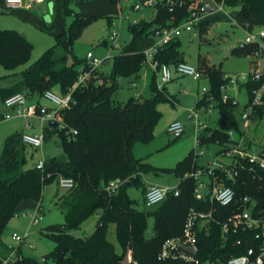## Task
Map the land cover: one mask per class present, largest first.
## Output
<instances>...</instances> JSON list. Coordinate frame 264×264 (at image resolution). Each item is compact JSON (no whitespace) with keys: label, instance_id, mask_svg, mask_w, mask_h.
Returning <instances> with one entry per match:
<instances>
[{"label":"trees","instance_id":"obj_1","mask_svg":"<svg viewBox=\"0 0 264 264\" xmlns=\"http://www.w3.org/2000/svg\"><path fill=\"white\" fill-rule=\"evenodd\" d=\"M227 2L239 26L252 29L254 25H264V0ZM93 19L83 13L76 14L65 31L56 35V44L28 65L26 63L33 51L32 42L14 29L0 28V64L9 70L24 65L22 78L12 86L2 88V97L5 99L13 93L23 92L29 99L34 95L40 98L46 90L56 85L60 86L62 93L72 87L76 83L78 67L82 64L87 66V62L83 59L70 64L68 60L70 56L76 58L74 42ZM157 22V19L143 20L134 25L133 39L113 56L110 72L104 75L100 69L93 70L92 79L75 89L71 107L59 112V119L66 124V129L47 127L45 137L47 131H58L62 136L67 160L45 158L43 169L37 168L36 164L28 166L27 145L22 140V132H15L6 139L0 154V264L10 254L8 245L1 242L2 233L15 215L18 204L24 199L42 200L44 187L53 181L58 182L60 176L73 178L75 185L67 189L61 202L64 222L43 228V232L55 241L54 249L44 256L46 264L48 258L52 259L53 264H225L231 256L246 252L254 244L251 233H231L227 240L224 239L221 222L237 210V206L214 204L215 220L198 230V250L195 254L198 262L160 258L163 242L183 232L191 208L209 210L212 207L209 199L196 197L195 179L186 175L199 165L194 149L173 169L180 178L177 185L179 194L169 192L158 203V208L151 212L138 209L128 194V187L139 183L144 173L150 170V166L134 154V145L138 141L152 139L154 126L161 116L158 103L168 97L165 86L159 87L155 79L151 82V95L144 99L135 96L128 104L119 105L114 95L119 86V77L137 75L146 65V55L137 42L152 33ZM246 45L235 47V50L247 54L260 51L258 44L251 47ZM57 47L64 48L65 53L56 54ZM153 59L160 64L185 61L180 54L179 39L155 51ZM97 73L103 76L104 83L99 84L93 79ZM202 73L210 79L212 86L208 96L199 103L208 106L212 99L216 100L220 111L217 126L204 129L202 144L215 142L220 147L228 146L236 141L231 138L230 130L238 137L243 132L230 112L231 100L230 104L221 101V87L228 81L225 77L227 73L223 74L219 68L213 69L207 65ZM259 84L258 81H250L240 85L249 91V101L252 99L251 90ZM255 113L258 118L263 115L264 102L256 106ZM2 118L3 115H0ZM73 130L77 133H73ZM246 143L251 144L252 140H246ZM240 166V175L234 185L236 197L248 196L255 201L253 211L264 215V170L253 166L247 159H241ZM217 174L220 182L231 184L222 172L218 171ZM117 179L121 184L114 191H108L106 186ZM95 213L99 214L95 229L84 236V240L79 239L73 231ZM149 214L154 217L151 236L147 235ZM111 224L115 225L122 252H117L108 238ZM129 251L132 261L128 260ZM12 264L37 263L22 255V259Z\"/></svg>","mask_w":264,"mask_h":264},{"label":"rangeland","instance_id":"obj_2","mask_svg":"<svg viewBox=\"0 0 264 264\" xmlns=\"http://www.w3.org/2000/svg\"><path fill=\"white\" fill-rule=\"evenodd\" d=\"M0 0V28L14 29L25 35L33 44V51L30 60L26 65L33 63L47 49L56 44V35L65 31L72 17L78 13L92 16L94 19L89 23L82 34L75 40L73 45V56L69 57V63L86 58L88 52L92 51L99 59H104L100 66V71L107 75L113 66V56L121 52L133 39L132 26L139 24L143 20L151 21L154 17L152 9L134 10L132 4L135 0H57V9L54 0H45L38 8L33 9L34 16L24 17L17 14L16 9H6L1 6ZM56 9V10H55ZM232 8L226 7L225 12H215L210 19L215 24L208 27V30L200 34L198 29L184 31L179 37V50L182 58L202 72L205 65L210 68H219L223 74H236L250 72L253 66L257 65V60L264 67V37H257L255 42L248 43L246 47L258 44L263 55L256 58L251 54L240 53L235 50L239 42H244L249 35H256L264 31V25H254L252 29H244L239 26L232 15ZM56 13V14H55ZM112 30L119 31V46H111L103 43L108 39ZM196 33V34H195ZM159 36L149 33L137 42L140 50L145 51L154 48ZM65 53L64 48L57 47L56 54ZM107 58V59H106ZM175 64V63H174ZM173 65V64H172ZM20 66L15 70L6 69L0 64V115L11 112L1 95L2 88H8L21 78ZM225 72H224V71ZM155 79L158 84H163L161 71L154 69L150 64H146L139 74L130 77L118 78V89L114 95V100L119 105L128 104L137 95L144 99L151 95V82ZM169 99L161 100L158 107L161 116L154 126L153 137L147 142L138 141L134 145V154L141 158L144 163L150 166V170L144 173L139 183L128 187V194L135 201L138 209L144 211H154L157 205L146 206L144 203V188L153 184L161 186L176 187L180 178L175 175L173 169L178 162L183 159L191 149L195 152L203 150L198 156L199 164H207L216 159L221 147L215 142H207L197 145L196 136L202 135L203 130L196 133L195 118H190L191 110L198 113V119L212 128L217 126L220 118L218 102L211 100L213 107L210 109L199 100L208 96L211 90V81L207 77L194 78L191 75H179L166 83ZM163 86V85H162ZM206 90V91H205ZM56 94H61V88L56 85L52 89ZM223 93H226L237 103H231L229 109L235 116L241 131L245 132L246 140H253L264 147V113L261 117L252 120L250 127L247 126L243 113L249 102L250 94L246 87L239 85H228ZM211 96V94H210ZM221 98V97H220ZM230 104V101H224ZM40 104L55 108L49 99L42 96ZM35 127L32 132H40L39 121L33 120ZM174 121L184 123L185 132L181 137L174 138L168 127ZM24 122L23 118L12 120H0V154L8 136L20 129L16 123ZM24 129V127H23ZM27 165L33 166L39 160L56 157L67 160V155L63 148L62 136L58 131H47L44 144L41 148L26 146ZM220 156V160L230 164L232 158ZM203 180L208 178L203 176ZM67 188H63L57 181L48 183L44 187L43 198L40 201L33 199L22 200L15 215L10 218L2 233L1 242L4 245L12 244L19 247V243L13 239V234L30 233L29 242L36 246L35 249L29 247L28 243L21 244V254L31 259L37 264H46L44 256L48 255L55 247V241L43 232V228L49 225L64 222V214L61 202L65 198ZM255 201H252V206ZM43 215V219L38 224H32V215L37 212ZM99 214L95 213L84 220L80 228L73 232L78 237L91 234L95 229ZM154 217L148 215L147 235L153 234ZM108 238L115 245L117 252H122V247L117 240L115 225L111 224L108 230ZM129 260V259H128ZM47 264H53L48 258Z\"/></svg>","mask_w":264,"mask_h":264},{"label":"built area","instance_id":"obj_3","mask_svg":"<svg viewBox=\"0 0 264 264\" xmlns=\"http://www.w3.org/2000/svg\"><path fill=\"white\" fill-rule=\"evenodd\" d=\"M45 0H4L3 6L6 9H15L18 7L31 8L35 5L43 3ZM134 10L152 9L154 11V20H158L156 26L153 28L152 33L159 36V40L155 43L154 48L145 50L146 64H150L154 69L161 71V79L163 84L159 87L173 80L179 75H191L194 78L201 77V71L195 68L187 61H179L175 64H160L157 60L153 59V54L159 48L179 39L184 31H191L198 29L200 34L210 23L211 14L215 12H225L226 7L232 8L227 0H135L132 4ZM237 23V22H236ZM196 34V33H195ZM257 37H264V31L256 35H249L244 42H239L237 47H244L247 43L255 42ZM119 31L112 30L109 33L107 44L111 46H119ZM107 59V58H106ZM87 66L80 65L78 67V76L76 83L67 89L65 93L56 94L52 89L46 90L43 93L49 99L55 108H48L40 104L39 101H31L28 96L23 92H16L7 96L4 100L5 105L12 109L3 115L2 119L8 120L15 117L24 118L25 125L22 131L23 142L34 148H41L45 140V131L50 126V122L56 120L59 122L60 129H66V124L59 119V112L62 109L70 108L73 103V92L78 87L88 83L92 79L93 70H99L100 66L104 63V59H99L92 51L88 52L85 58ZM228 81L221 87L222 99L224 101L231 100L233 103L237 101L232 99L226 93H223L225 87L228 85H241L250 81L260 82L259 86L251 90L252 99L247 103L243 118L246 120L247 126L250 127L252 120L258 119L256 116V106L264 102V73L259 71L226 74ZM95 79L99 84L104 83V78L101 74L97 73ZM206 91V90H205ZM139 96V95H137ZM211 98V97H210ZM210 109L213 107L210 102L207 106ZM190 118H195L196 133L206 128V124L198 119V113L191 110ZM34 119L39 120L40 132H32L35 127ZM168 132L174 137H181L185 132L184 123L180 121L172 122L168 127ZM73 133H77L73 130ZM231 138L236 140L228 146H222L218 152L221 156H229L232 162L227 164L220 160L218 155L216 159L207 164H199L196 168L192 169L186 175L192 176L195 179V195L198 199H209L212 207L209 210H201L191 208L186 222L184 224L183 232L180 235L166 239L161 247L159 256L160 258H182L187 261L198 260L195 254L198 250V230L209 226L215 220V206H230L235 204L237 210L228 216L226 220L221 222L222 236L228 239L231 233H251L254 244L249 246L246 252L231 256L225 264H264V215L255 213L252 200L248 196L240 199L236 197V190L234 185L237 183L240 175V160L247 159L253 166H257L264 170V151L259 155L253 151L254 145H259L252 140L251 144L246 143L245 134L236 136L233 130L229 131ZM197 145H201V135L196 136ZM203 150L195 152L197 158ZM45 159L39 160L36 167L43 169ZM220 171L224 174L226 180L231 184L226 185L220 182L217 172ZM203 176L208 178L207 181L203 180ZM58 183L63 188H72L75 185L73 178L60 176ZM121 181L119 179L112 180L106 186L110 192L114 191ZM169 192L179 194V189L176 187L161 186L158 184H151L146 187L144 192V202L146 206H153L162 202ZM240 201V204L237 202ZM40 207L37 212L32 215V224H38L43 215L39 214ZM30 233L20 235L13 234V239L19 245L29 242ZM29 247L35 249L36 246L28 243ZM10 254L3 259L2 264H12L22 259V254L19 253L18 247L9 244ZM185 247H193L196 252L191 253ZM129 261H132L131 251L128 253Z\"/></svg>","mask_w":264,"mask_h":264},{"label":"crops","instance_id":"obj_4","mask_svg":"<svg viewBox=\"0 0 264 264\" xmlns=\"http://www.w3.org/2000/svg\"><path fill=\"white\" fill-rule=\"evenodd\" d=\"M56 1L57 0H54V2H55V7H56V9H57V3H56ZM3 2H4V0L1 2V6L3 7V8H5L4 6H3ZM45 2V1H44ZM42 4V3H41ZM41 4H38V5H35V6H33V7H31V8H24V7H18V8H15L16 9V12H17V14H19V15H21V16H24L25 18L26 17H31V16H34L35 17V14H33V9L34 8H38V6L39 5H41ZM55 9V10H56ZM56 14V13H55ZM73 18H74V16L72 17V20H73ZM71 20V21H72ZM236 21V20H235ZM213 24H215V22H214V20H212L211 19V23L206 27V28H204V30L202 31V34L204 33V32H206L207 30H208V27L209 26H211V25H213ZM68 26V25H67ZM66 26V27H67ZM66 27H65V29H66ZM243 28V27H242ZM245 29V28H244ZM103 43H105V44H107V39H105L104 40V42ZM259 48H260V46H259ZM252 56H254V57H256V58H258V57H260V56H262L263 55V51H259L258 53H255V54H251ZM186 61V60H185ZM224 71V70H223ZM254 71H259V72H262V73H264V67L262 68V66H261V62L259 61V60H257V65L256 66H253V68L251 69V71L250 72H254ZM225 72V71H224ZM201 76H203V77H205L204 75H203V73L201 72ZM176 77H178V76H176ZM175 77V78H176ZM159 85V84H158ZM164 86H165V90H166V94H167V97H168V99H169V94H168V91H167V85L166 84H164ZM241 88V87H240ZM43 96V95H42ZM41 96V97H42ZM41 97L40 98H37V95H34V96H32L29 100H31V101H39L40 102V99H41ZM161 111V110H160ZM15 118H19V117H15ZM12 119H14V118H12ZM12 119H8V120H12ZM24 119V118H23ZM1 120V119H0ZM35 120V119H34ZM36 120H38V119H36ZM25 119H24V122H20L19 124L18 123H16L17 125H20V129L18 130V131H16V132H22L23 131V127H24V125H25ZM39 121V120H38ZM40 123V122H39ZM206 127H211L210 125H208V124H206ZM204 131V130H203ZM243 132V131H242ZM13 133H15V132H13ZM13 133H11V134H13ZM10 134V135H11ZM243 134H245V132H243ZM5 144V143H4ZM261 146V145H260ZM144 176V175H143ZM153 184V183H152Z\"/></svg>","mask_w":264,"mask_h":264},{"label":"water","instance_id":"obj_5","mask_svg":"<svg viewBox=\"0 0 264 264\" xmlns=\"http://www.w3.org/2000/svg\"><path fill=\"white\" fill-rule=\"evenodd\" d=\"M134 31V26L131 28V32ZM50 126L52 127H58L59 122L56 120L51 121ZM253 151L255 154L259 155L260 153H262L264 151V147L260 146V145H254L253 146ZM237 204H240V201L237 202ZM79 239L84 240V237H79ZM188 251H190L191 253H195L196 250L193 247H185Z\"/></svg>","mask_w":264,"mask_h":264}]
</instances>
